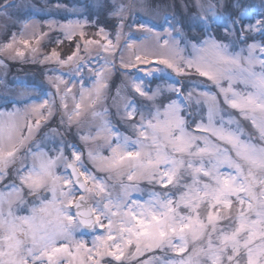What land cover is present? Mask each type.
Segmentation results:
<instances>
[{"label":"snow or ice","instance_id":"obj_1","mask_svg":"<svg viewBox=\"0 0 264 264\" xmlns=\"http://www.w3.org/2000/svg\"><path fill=\"white\" fill-rule=\"evenodd\" d=\"M24 7L0 83L47 87L0 94V264H264V0H108L111 31Z\"/></svg>","mask_w":264,"mask_h":264},{"label":"rangeland","instance_id":"obj_2","mask_svg":"<svg viewBox=\"0 0 264 264\" xmlns=\"http://www.w3.org/2000/svg\"><path fill=\"white\" fill-rule=\"evenodd\" d=\"M48 2V0H21L19 3H22L25 5V7L20 11V12H27L29 10L32 11V14H42L43 12H46V10L49 11V9H46V6L43 8L42 4H44L45 2ZM108 2V0H78V3H76L75 1H71L69 0L66 5H68L70 8L75 6L77 8L80 9V11L84 14V15H87V11L88 9L89 10H93L92 13L93 15L91 16L93 19H97V15L105 10L107 12V9L105 7L106 3ZM150 3H156V4H165V5H168L169 7L166 9L168 12L170 13H174L177 17V19H180V13L183 11V6L186 4V3H190V0H149ZM226 2V0H225ZM61 4H65V3H61ZM89 7V8H88ZM96 8V9H94ZM47 11V12H48ZM63 12H65L64 10H62ZM177 11H179L180 13H177ZM30 12V11H29ZM67 13V12H66ZM97 13V15H96ZM68 14V13H67ZM28 16V15H27ZM103 17H108V15H104L102 14ZM64 17V16H62ZM59 19V18H57ZM162 19V18H161ZM37 20H40V19H37ZM41 21V20H40ZM0 23H3L2 20H0ZM18 25H17V28L14 29V31L18 30ZM107 29V28H106ZM109 31H111L112 29H107ZM52 36H56L58 35V33H52L51 34ZM47 43V42H45ZM67 44V42H66ZM54 45H49L48 48H46L45 50H49L50 47H53ZM66 46V47H65ZM68 45H64V46H61L62 48V51L63 49H66L65 52L68 51ZM20 62V61H19ZM22 64H26L24 62H21ZM27 64L29 65H32L31 68H28L27 70L30 71V74H33L35 75V77L37 78V85H28V86H41L42 83H44V87L46 86L47 87V84H46V81H45V77H44V70H45V67L47 66H42L40 64H37V63H31V62H28ZM4 70H0V73H2ZM42 71H43V75H42ZM6 72H7V75L5 77H8L11 73V71H9V67L6 69ZM20 72V70H15L14 71V74H18ZM38 74H41V77L38 76ZM12 76V78H14V76ZM117 76V77H115ZM115 76L113 77V80L114 82L117 81V79L119 78L120 80V75H119V72H117L115 74ZM4 77V78H5ZM118 80V81H119ZM31 81L33 82V78H31ZM155 85H153L154 87ZM10 89L11 87H7L5 86L4 84L2 86H0V93H8V94H12L10 92ZM16 91H19V89L17 88L14 93ZM145 103L147 104L148 102L147 101H142V103ZM144 186L145 188H147L148 186L142 184L141 187Z\"/></svg>","mask_w":264,"mask_h":264},{"label":"trees","instance_id":"obj_3","mask_svg":"<svg viewBox=\"0 0 264 264\" xmlns=\"http://www.w3.org/2000/svg\"><path fill=\"white\" fill-rule=\"evenodd\" d=\"M66 45V44H65ZM66 47V46H65ZM68 47V46H67Z\"/></svg>","mask_w":264,"mask_h":264}]
</instances>
